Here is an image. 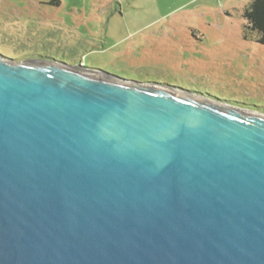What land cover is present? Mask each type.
<instances>
[{"label": "water", "instance_id": "water-1", "mask_svg": "<svg viewBox=\"0 0 264 264\" xmlns=\"http://www.w3.org/2000/svg\"><path fill=\"white\" fill-rule=\"evenodd\" d=\"M152 84L0 54V264H264V115Z\"/></svg>", "mask_w": 264, "mask_h": 264}, {"label": "rangeland", "instance_id": "rangeland-1", "mask_svg": "<svg viewBox=\"0 0 264 264\" xmlns=\"http://www.w3.org/2000/svg\"><path fill=\"white\" fill-rule=\"evenodd\" d=\"M243 2L0 0V54L102 70L264 115V45L243 38Z\"/></svg>", "mask_w": 264, "mask_h": 264}, {"label": "trees", "instance_id": "trees-1", "mask_svg": "<svg viewBox=\"0 0 264 264\" xmlns=\"http://www.w3.org/2000/svg\"><path fill=\"white\" fill-rule=\"evenodd\" d=\"M50 4L60 6L61 0H50ZM242 16L245 19L243 38L264 45V0H251Z\"/></svg>", "mask_w": 264, "mask_h": 264}, {"label": "crops", "instance_id": "crops-1", "mask_svg": "<svg viewBox=\"0 0 264 264\" xmlns=\"http://www.w3.org/2000/svg\"><path fill=\"white\" fill-rule=\"evenodd\" d=\"M251 0H244V2H243V6H242V10L241 11H243L244 9H245V7L247 6V4L250 2ZM225 13H227V14H229L230 13V10H226V12ZM241 13H243V12H241Z\"/></svg>", "mask_w": 264, "mask_h": 264}]
</instances>
